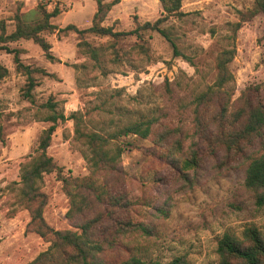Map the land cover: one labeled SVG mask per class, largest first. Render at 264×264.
<instances>
[{"label": "rangeland", "instance_id": "obj_1", "mask_svg": "<svg viewBox=\"0 0 264 264\" xmlns=\"http://www.w3.org/2000/svg\"><path fill=\"white\" fill-rule=\"evenodd\" d=\"M255 6L256 0H183L185 15L163 24L181 55H174L159 32L147 29L141 37L133 34L116 41L86 33L84 38L99 48V58L94 59L79 45L82 38L76 30L59 29L69 24L90 27L97 0H0V63L9 70L0 80V264H31L45 251L52 252L58 264H77L67 262L50 236L29 226L32 215L21 193L24 165L39 154L42 133L52 124L43 119L52 112L43 106L50 98L57 103L56 112L67 118L58 120L47 153L64 176H91L122 199L120 205L107 201L92 208L103 216L92 230L102 245L96 253L102 264H122L131 255L150 262L181 257L185 264H218L217 246L224 234L243 240L250 226L264 230V207L256 205L245 185L247 167L261 149V140L244 141V150L216 140L201 142L193 116L194 100L211 88L220 89L217 60L230 48H235L228 64L233 79L223 86L230 96L229 113L241 98L264 103V13L252 14ZM56 7L60 13L51 22L58 29L40 32L51 44L54 60L33 38H2L15 31L19 19L36 24L44 10ZM162 14L160 0H121L102 25L129 31ZM139 43L147 50L136 46ZM14 49L25 64L45 70L33 73L34 103L24 95L27 74L18 69ZM139 119H153L155 130L169 127L172 139L157 142L155 136L129 134L111 140L112 147L123 146L118 160L122 172L108 186L106 173H93L87 160L91 150L78 137L77 125L107 136ZM195 148L201 151L200 164L186 167L184 158ZM61 178L58 170L43 174V216L54 230L81 234L82 214L90 216L89 208L79 197L73 203ZM71 208L76 212L72 218ZM109 210H115L114 217ZM114 219L136 227L115 226Z\"/></svg>", "mask_w": 264, "mask_h": 264}, {"label": "trees", "instance_id": "obj_2", "mask_svg": "<svg viewBox=\"0 0 264 264\" xmlns=\"http://www.w3.org/2000/svg\"><path fill=\"white\" fill-rule=\"evenodd\" d=\"M120 1L121 0H112L110 2H105L104 0H97V11L93 16V23L90 27L80 29L74 24H69L66 28L59 29V31L66 29L76 30L82 38L79 45L84 51L89 52L94 59L99 58V48L84 38L86 33L91 32L102 36H110L116 41L118 38L133 34L141 37V31L147 29L159 32L171 43L174 55H181L179 47L172 38L169 29L163 24L172 16L181 17L185 15V12L182 10L183 0H160L163 7L162 16L154 22L145 21L141 24L137 23V26L129 31H118L115 30L113 26L102 25L109 11ZM259 12L264 13V0H256V6L251 11L252 14ZM59 13L60 9L58 7L51 12L44 10L43 19L36 24H30L23 19H19L15 31L7 36H2V38L12 41L20 38H33L42 46L46 56L50 60H54L55 56L50 50L51 44L40 36V32L46 29L51 31L58 29V26L51 22V18L57 16ZM234 26L237 30L240 26V22L235 23ZM111 46L116 48V42H111ZM136 46L145 51L147 50V46H144L142 43L136 44ZM12 51L15 52V61L18 69L24 70L27 74V86L24 95L34 103L35 97L33 89L36 86V79L33 73L36 71L45 73V70L41 68H32L31 65L25 64L19 56L20 51L18 49ZM234 54L235 48H230L225 49L218 56L217 67L219 72L216 85H218L220 89L211 88L200 94L193 102V116L194 120H196L195 122L198 124L196 126V131L198 134H201V136H199L201 142L206 140H211L212 142L216 140L221 146L226 143L229 149L237 145V147H242V150H244V141L248 144H252L257 139L261 140V149L258 151V154L251 157L247 167L245 185L254 193L256 205L258 207H264V103L259 98L256 100L251 97L241 98L238 100V104L234 105V109L229 113L230 96H227L228 91L223 88V86L233 79L228 64L234 57ZM8 73V68L0 63V80ZM43 106L52 111L43 118L46 121H51L52 124L43 131L39 144L40 152L24 165L21 177L22 197L32 215L29 226L33 227V229L42 236H50L53 239L54 246H59V248H61L67 262H74L77 264H102L96 256L97 251L102 245L95 239V233L92 234V230L99 225L98 222L102 220L103 216H100V213L92 212V208L94 207L95 209L98 203L107 201L114 205H120L122 199L119 195L116 196L114 194L116 191L112 190L113 192H111L110 189H104V185H98L95 178L91 176H84L80 179L79 177L64 176L62 174V167L57 165L53 157L47 153V148L50 146L58 120H64L67 117L63 112H56L57 103L51 98ZM216 120H218L217 123ZM155 123L153 119L131 121L122 128L109 133L107 136L96 131L85 132L78 124L76 133L78 137L85 140V143L91 150V155L87 156V160L91 162L94 167L93 173H106L104 179L108 186H110L109 181L111 178H119L121 175L122 168L118 160L123 152V146L118 144L116 147H112L110 145L111 140L129 134H134L141 138L155 136L157 142L165 139H172L170 137L173 135V131H169V127H167L165 132L160 129L155 130ZM201 142L197 143V145H200ZM239 144L241 146H239ZM200 152V149L195 148L191 156L189 155L184 158L183 162L185 166L197 167L200 164ZM55 170H58L59 175H61V179L73 203L75 201L76 204V200L74 199L79 197L81 205H85L89 208L88 211L90 216L85 213L82 214V222L79 224L82 228L81 234L71 230H54L43 216L44 206L47 203V195L41 190L39 183L44 173H50ZM73 183L75 187H73ZM123 188L124 187H122V189ZM78 210L83 212L84 208L79 207ZM75 213L76 212L72 211L71 208L68 212V216L72 218ZM113 213H115V210L108 211L111 217H114ZM114 220L115 226L123 227L128 225L136 227L131 223L125 224L120 219ZM138 226L147 231L143 225ZM244 238L245 239L242 240L230 233L224 234L218 241V264H264V230L259 229L257 226H250L245 229ZM52 255V252L45 251L31 264H58ZM122 264H185V261L183 258L177 257L167 263L160 261L150 262L138 256L131 255L126 258Z\"/></svg>", "mask_w": 264, "mask_h": 264}]
</instances>
